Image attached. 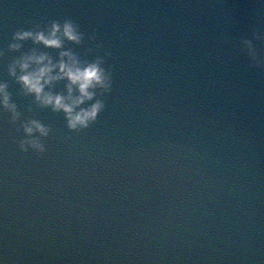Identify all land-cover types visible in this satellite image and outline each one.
<instances>
[{
	"label": "water",
	"instance_id": "1",
	"mask_svg": "<svg viewBox=\"0 0 264 264\" xmlns=\"http://www.w3.org/2000/svg\"><path fill=\"white\" fill-rule=\"evenodd\" d=\"M65 18L97 35L67 47L112 52V92L72 132L27 111L7 71L20 53L0 59L22 118L52 127L24 153L0 107V264H264V69L241 45L264 0H0V50Z\"/></svg>",
	"mask_w": 264,
	"mask_h": 264
},
{
	"label": "clouds",
	"instance_id": "2",
	"mask_svg": "<svg viewBox=\"0 0 264 264\" xmlns=\"http://www.w3.org/2000/svg\"><path fill=\"white\" fill-rule=\"evenodd\" d=\"M123 35L121 33V38ZM86 39L96 41L97 35L93 32L86 36L80 24L71 18L50 20L46 24L33 22L29 29H17L7 49L0 50V59L8 52L20 53L8 63L7 71L19 85L18 94L32 98L27 111L33 115L37 109L63 113L66 126L72 132H81L98 121L106 109L103 97L111 94L114 83V65L105 67L112 52L100 55L102 43L96 44L95 49L87 48L83 57L74 48L67 47L68 44L82 46ZM27 41L34 46L24 51ZM254 41H264V32L253 30L251 38H242V51L250 60L249 68L264 69V54ZM44 49L55 50L58 57ZM94 52V58L89 59ZM60 84L63 88L57 91ZM9 89V81H0V107L10 114V123L18 125L16 131L23 136L15 143L24 153L31 150L43 155L47 151L45 141L52 132L51 125L36 118L23 119L20 106Z\"/></svg>",
	"mask_w": 264,
	"mask_h": 264
}]
</instances>
